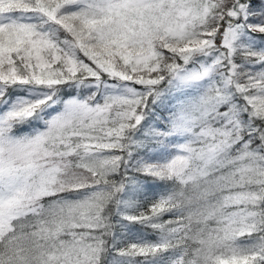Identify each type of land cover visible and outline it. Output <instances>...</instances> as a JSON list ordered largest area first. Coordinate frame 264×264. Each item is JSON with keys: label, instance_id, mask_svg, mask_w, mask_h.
Wrapping results in <instances>:
<instances>
[{"label": "snow or ice", "instance_id": "6c2138e0", "mask_svg": "<svg viewBox=\"0 0 264 264\" xmlns=\"http://www.w3.org/2000/svg\"><path fill=\"white\" fill-rule=\"evenodd\" d=\"M0 264H264V0H0Z\"/></svg>", "mask_w": 264, "mask_h": 264}]
</instances>
